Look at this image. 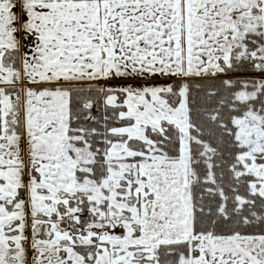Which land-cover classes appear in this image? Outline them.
<instances>
[{
	"label": "snow or ice",
	"instance_id": "1",
	"mask_svg": "<svg viewBox=\"0 0 264 264\" xmlns=\"http://www.w3.org/2000/svg\"><path fill=\"white\" fill-rule=\"evenodd\" d=\"M0 264H264V0H0Z\"/></svg>",
	"mask_w": 264,
	"mask_h": 264
}]
</instances>
